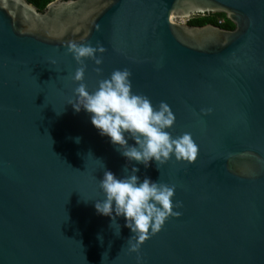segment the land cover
Returning a JSON list of instances; mask_svg holds the SVG:
<instances>
[{"label":"water","instance_id":"1","mask_svg":"<svg viewBox=\"0 0 264 264\" xmlns=\"http://www.w3.org/2000/svg\"><path fill=\"white\" fill-rule=\"evenodd\" d=\"M219 13L235 28L174 20ZM70 41L104 47L100 65L83 60L89 91L128 69L134 93L170 106L166 130L191 133L195 161L128 162L69 104L81 83L71 79L81 65ZM133 165L141 180L175 185L173 204L181 202L173 209L181 215L138 252L129 251L124 217L113 223L94 208L103 172L119 177ZM138 256L264 264V0H54L43 11L0 0V264H138Z\"/></svg>","mask_w":264,"mask_h":264},{"label":"clouds","instance_id":"2","mask_svg":"<svg viewBox=\"0 0 264 264\" xmlns=\"http://www.w3.org/2000/svg\"><path fill=\"white\" fill-rule=\"evenodd\" d=\"M103 51L101 44L68 42L67 52L81 65L71 76L73 81L81 82L73 90L75 102L69 101L73 109L89 113L91 124L101 136H107L111 144L118 146L117 150L128 162L136 161L148 167L152 161L158 168L172 156L178 161H195L198 148L191 133L173 137L166 130L175 121L170 106L161 101L156 107L147 96L134 93L128 69H115L107 78L99 80L95 90L87 89L82 82L86 67L83 60L90 58L100 65L102 60L97 53ZM50 63L55 64V60ZM96 71L101 69L97 67ZM129 139L134 144H129ZM76 141H79L78 137ZM138 171L135 165L130 172L125 167L127 174L118 177L105 170L99 180L103 198L95 199L94 203L96 212L112 218L113 223L115 217H124L125 226L133 234L127 241L131 252H138L140 244L150 233L160 231L169 216L181 215L173 210L181 206L179 201L173 204L175 185L154 181L147 176L141 180L136 175ZM132 237H135V242ZM137 261L139 264V256Z\"/></svg>","mask_w":264,"mask_h":264},{"label":"trees","instance_id":"3","mask_svg":"<svg viewBox=\"0 0 264 264\" xmlns=\"http://www.w3.org/2000/svg\"><path fill=\"white\" fill-rule=\"evenodd\" d=\"M27 1L34 4L38 8L39 11H43L46 8V6L54 0H27ZM219 18L224 19V22L222 24L218 23ZM188 24L195 25V26L215 24V25L221 26L228 30H232L235 28V25L223 13L196 15L195 17L189 20Z\"/></svg>","mask_w":264,"mask_h":264},{"label":"built area","instance_id":"4","mask_svg":"<svg viewBox=\"0 0 264 264\" xmlns=\"http://www.w3.org/2000/svg\"><path fill=\"white\" fill-rule=\"evenodd\" d=\"M196 15H193V16H191V17H189V18H182V19H186L187 20V23H184V24H188V22H189V20L190 19H192L193 17H195ZM224 22V19H222V18H219L218 19V23L219 24H222Z\"/></svg>","mask_w":264,"mask_h":264},{"label":"rangeland","instance_id":"5","mask_svg":"<svg viewBox=\"0 0 264 264\" xmlns=\"http://www.w3.org/2000/svg\"><path fill=\"white\" fill-rule=\"evenodd\" d=\"M174 20L180 23H187V20L182 18H175Z\"/></svg>","mask_w":264,"mask_h":264}]
</instances>
